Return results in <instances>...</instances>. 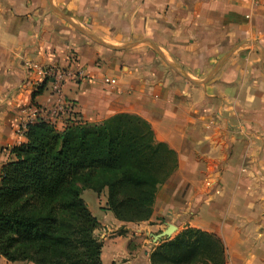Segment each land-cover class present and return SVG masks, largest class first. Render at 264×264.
<instances>
[{"label":"crops","instance_id":"obj_1","mask_svg":"<svg viewBox=\"0 0 264 264\" xmlns=\"http://www.w3.org/2000/svg\"><path fill=\"white\" fill-rule=\"evenodd\" d=\"M62 14L107 45L133 46H100ZM36 66L60 72V92ZM117 114L148 122L178 168L146 222L118 221L107 192L93 193L103 264L132 257L128 243L146 231L152 246L126 264H151L153 235L168 224L172 237L186 228L220 237L227 264H264V1L0 0V176L28 123L61 130L75 116L99 124Z\"/></svg>","mask_w":264,"mask_h":264},{"label":"trees","instance_id":"obj_2","mask_svg":"<svg viewBox=\"0 0 264 264\" xmlns=\"http://www.w3.org/2000/svg\"><path fill=\"white\" fill-rule=\"evenodd\" d=\"M25 137L0 176V257L10 264H103L100 223L82 193L106 191L105 210L118 221L146 222L178 168L177 154L133 114L99 124L75 116L61 130L36 120ZM150 263L227 264L226 248L220 237L186 228L161 240Z\"/></svg>","mask_w":264,"mask_h":264},{"label":"water","instance_id":"obj_3","mask_svg":"<svg viewBox=\"0 0 264 264\" xmlns=\"http://www.w3.org/2000/svg\"><path fill=\"white\" fill-rule=\"evenodd\" d=\"M56 12H58L59 14H61L57 9H55ZM63 18H65L76 30H78L80 33H82L83 35H85L86 37H88L89 39H91L92 41H94L95 43H97L100 46L106 47L108 49L111 50H125L128 49L130 47H132L133 45H126L123 47H112L110 45H107L106 43H104L103 41L99 40L98 38H96L95 36H93L92 34H90L89 32H86L84 29H82L81 27H79L77 24H75L72 20H70L69 18H67L65 15H63ZM240 46L236 47V49H234L233 51H231L229 54H227L222 60H220L218 62V64L214 67V69L212 70V72L207 76V78L205 80H203L200 83H206L208 82L215 74L216 72L219 70V68L228 60V58L231 56V54L237 50ZM172 69L181 74L183 78H185L186 80L193 82V83H199L193 79H191L190 77L186 76L184 73H182L180 70H178L175 67H172ZM177 231V227L173 224H168L166 230L162 231L159 234L153 235V239H154V243H158L159 241L166 239V238H171L172 235Z\"/></svg>","mask_w":264,"mask_h":264},{"label":"rangeland","instance_id":"obj_4","mask_svg":"<svg viewBox=\"0 0 264 264\" xmlns=\"http://www.w3.org/2000/svg\"><path fill=\"white\" fill-rule=\"evenodd\" d=\"M162 189L163 188L161 187L160 188V193H161L160 196H162V191H163ZM92 195H93L92 191L85 190L82 193V198L84 199V201H86L89 204L90 209H92V212L94 213L93 215L98 216V214H99V212H101V210L99 209L100 208L99 204L95 202L96 199L94 200L93 197H91ZM135 230H137V228ZM145 231H146V229H145ZM146 232H147V235L142 233L140 236H136V237L133 236L132 237L131 241L127 245L128 246L127 249L131 253L130 255L132 257L125 258V259L120 258L118 260L119 261L118 263L126 264L131 258H134L135 256H137L140 260L143 259L145 248H148V246H152V241H151L152 239L149 238L148 231H146ZM159 242L155 243V244H159ZM25 264H29V263H25ZM105 264H108L106 260H105Z\"/></svg>","mask_w":264,"mask_h":264},{"label":"built area","instance_id":"obj_5","mask_svg":"<svg viewBox=\"0 0 264 264\" xmlns=\"http://www.w3.org/2000/svg\"><path fill=\"white\" fill-rule=\"evenodd\" d=\"M248 1H250V2H252V3H260V2H262V1H264V0H248ZM36 68H37V70L40 72V75H41V77L43 78V79H46V78H51V77H55L56 79H57V81H56V84H55V86H54V90L56 91V92H60L61 91V84H60V82H61V78H62V75L60 74V72L59 71H57L56 69H54V68H43V67H38V66H36ZM106 82H108V83H110V82H112L111 80H109V79H107L106 80ZM66 109L68 110V111H70L71 110V107L69 106V105H67V106H65V108L64 107H58L54 112V114H61V112H63V111H66ZM25 130H26V128H25Z\"/></svg>","mask_w":264,"mask_h":264}]
</instances>
